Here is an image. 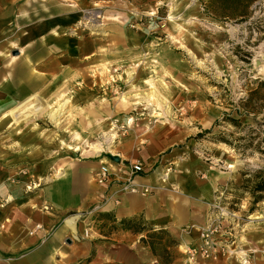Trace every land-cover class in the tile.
<instances>
[{
  "label": "crops",
  "instance_id": "1",
  "mask_svg": "<svg viewBox=\"0 0 264 264\" xmlns=\"http://www.w3.org/2000/svg\"><path fill=\"white\" fill-rule=\"evenodd\" d=\"M79 1L0 0V264H79L96 241L102 243L96 245L101 258L97 264H160L140 240L144 233L119 227L121 219L137 215L150 226L167 230L178 243L168 248L173 253L169 264H183L174 253L194 240L196 229L208 222L217 191L230 175L218 156L196 148L194 137L213 125L220 112L213 113V121L203 130L194 127L190 117L177 119L184 125L172 134L162 126L154 125L146 132L133 127L107 148L119 157L118 162L103 156V150L78 154L91 152L76 141L91 124H101L102 132L113 130L108 126L116 112L107 93V87H112L107 79L110 68L120 61L131 62L141 52L134 51L137 41L131 42L124 29L117 28L115 35L107 37H83L81 15L74 8ZM105 42L123 44L106 50ZM85 61L97 66L103 84L82 85ZM105 62L107 70L102 66ZM144 73L128 67L112 77L127 78L134 85L146 79ZM62 92L78 102L80 111L96 110L103 103L99 114L74 117L73 131L68 134L75 141L72 144L51 123H60L63 117L41 121L37 114H17L18 104L25 101L26 107L31 106L35 94L49 100ZM67 144L79 150L68 149ZM136 160L142 162L143 170L132 174L130 165ZM103 163L109 176L99 183L95 173ZM29 182L40 185L28 190ZM96 205L97 212L89 213ZM70 216L75 217L71 224L67 222ZM112 224L117 227L111 230ZM255 235L261 238L250 236V248L242 250L252 251V260L264 264V234ZM67 238L71 243L65 242ZM196 264L233 263L222 259Z\"/></svg>",
  "mask_w": 264,
  "mask_h": 264
},
{
  "label": "rangeland",
  "instance_id": "2",
  "mask_svg": "<svg viewBox=\"0 0 264 264\" xmlns=\"http://www.w3.org/2000/svg\"><path fill=\"white\" fill-rule=\"evenodd\" d=\"M74 8L79 9L81 15L79 24L83 37H107L115 35L117 28L124 29L131 42L137 41L134 51H141L134 54L131 62L120 61L110 68L107 79L112 87H107V93L116 112L109 117L108 126L113 130L107 128L105 130L110 133L102 132L101 124H91L76 140L91 152L78 154L87 156L103 150L100 153L107 157L105 153L107 148L111 149V143H118L133 127L146 132L154 125L162 126L172 134L179 130V125H184L177 121L179 118L190 117L191 124L203 130L201 127L208 126L209 121H213V113L218 112L217 118L225 112L251 126L262 122L263 125L256 127L259 137L255 141L263 140L261 146L264 147V107L259 114L237 112L243 111L238 105L239 100L264 82V0H80ZM122 44L105 42L106 50L117 49L115 47ZM85 62L82 67L86 76L82 77V85L96 88L97 84H103L101 73L95 70L97 66ZM106 63L102 65L105 70L108 69ZM128 67L141 69L146 73L143 76L146 79L129 85L127 78L112 77ZM260 95L264 100V86H260ZM69 98L70 95L64 92L49 100L35 94L31 106L26 107L25 101L18 104L17 114L27 117L37 114L41 121L48 117L50 120L63 117L60 123H51L66 134L67 141L72 144L75 141L70 140L68 134L73 131L74 117H88L90 112L99 114L103 103L96 110L88 107L80 111L78 102ZM58 103L64 104L55 112V117H50L48 111L56 109ZM128 114L136 117L134 120L127 118ZM233 129L231 123L220 121L210 133L194 137L199 151L218 156L219 164L230 171L226 183L217 191L215 201L227 211L223 215L224 225L230 232L229 239L236 240L232 246L245 249L250 248L247 243L250 236L260 239L255 234H264V200L252 204L249 194L245 192L238 196L239 191L234 186L240 184L241 171L264 168V154L236 152L212 139L220 131L228 133ZM110 134L114 136L111 142L108 140ZM66 147L79 150L69 144ZM99 244L102 245L96 241L89 255L80 259L79 264L101 261L96 254ZM249 252L252 251H243L241 258L248 259V264H256ZM177 255L179 262L188 264L181 248L174 253ZM228 260L239 264L235 260L240 261V258Z\"/></svg>",
  "mask_w": 264,
  "mask_h": 264
},
{
  "label": "trees",
  "instance_id": "3",
  "mask_svg": "<svg viewBox=\"0 0 264 264\" xmlns=\"http://www.w3.org/2000/svg\"><path fill=\"white\" fill-rule=\"evenodd\" d=\"M251 1L253 0H248V2ZM260 86H264V82L259 83V86L251 89L245 97L239 100L238 105L243 110L242 112L237 110L239 114H259L262 112L264 100H262L260 95ZM220 121L231 123L234 129L228 133L220 131V133L212 136L214 141L224 143L233 148L236 152H259L264 154V147L261 146V141L263 140L255 141V139L259 137L256 127L263 125L262 122H257L256 126H251L242 123L239 118L232 117L224 112L221 118H217L214 121L212 127L219 124ZM212 127L203 130V132L198 135L201 136L210 133ZM244 129H246L245 132L242 131ZM240 174V184L234 186V188L239 191L237 195L241 196L242 193H248L251 197L252 204L263 201L264 168L247 169L241 171ZM116 227L117 225L112 224L111 230ZM119 227L134 233H144V236H141L140 240L149 246L151 252L159 259L160 264H169L172 261L173 255L169 252L168 248L174 247L178 243L169 235L167 230L150 226L142 215L121 219L119 221Z\"/></svg>",
  "mask_w": 264,
  "mask_h": 264
},
{
  "label": "built area",
  "instance_id": "4",
  "mask_svg": "<svg viewBox=\"0 0 264 264\" xmlns=\"http://www.w3.org/2000/svg\"><path fill=\"white\" fill-rule=\"evenodd\" d=\"M143 170V164L140 160L132 162L130 165L131 173H139ZM23 174H27L26 170H23ZM109 176V168L107 164H101L99 170L95 173V179L99 183L104 182ZM40 185V183L29 182L26 185V188L30 190L31 188ZM131 190H136L135 187H132ZM143 192L147 191L146 188L142 190ZM50 207L45 206V209ZM211 216L208 222L197 228L198 233L197 237L189 243H186L180 246L182 253L185 255L186 262L188 264H196L200 260H206L208 262H218L222 259L228 260L232 257H239L241 264H248V259H242L243 255L242 248H237L232 246L236 240H230V232L227 231V228L224 225V214H227V211L221 207L218 202L214 201L211 204ZM97 212V205L90 209L89 213ZM37 228H40V224L35 225ZM84 234L87 236V231H84ZM264 251V246L262 247ZM3 258L0 255V260Z\"/></svg>",
  "mask_w": 264,
  "mask_h": 264
},
{
  "label": "bare ground",
  "instance_id": "5",
  "mask_svg": "<svg viewBox=\"0 0 264 264\" xmlns=\"http://www.w3.org/2000/svg\"><path fill=\"white\" fill-rule=\"evenodd\" d=\"M64 103H58V107L56 108V109H52V110H50V111H48V115L50 116V117H55L54 116V114H56L55 112L63 105ZM114 136H113V134H110L109 136H108V140H110V142H111V139L113 138ZM107 152V151H106ZM108 154H113L112 152H110V151H108L107 152ZM114 155H116V154H114ZM72 220H73V218L72 217H70V218H68L67 219V222H69L70 224L72 223Z\"/></svg>",
  "mask_w": 264,
  "mask_h": 264
},
{
  "label": "water",
  "instance_id": "6",
  "mask_svg": "<svg viewBox=\"0 0 264 264\" xmlns=\"http://www.w3.org/2000/svg\"><path fill=\"white\" fill-rule=\"evenodd\" d=\"M105 155L110 158L112 161H115V162H118L119 161V157L117 155H114V154H108V153H105ZM66 243H71V239L70 238H67L65 240Z\"/></svg>",
  "mask_w": 264,
  "mask_h": 264
}]
</instances>
